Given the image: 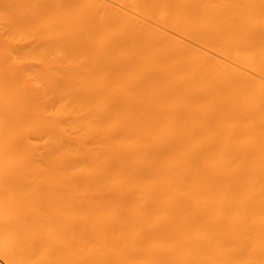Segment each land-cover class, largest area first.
<instances>
[{"label":"bare ground","instance_id":"6f19581e","mask_svg":"<svg viewBox=\"0 0 264 264\" xmlns=\"http://www.w3.org/2000/svg\"><path fill=\"white\" fill-rule=\"evenodd\" d=\"M216 2L0 0V264H264V0Z\"/></svg>","mask_w":264,"mask_h":264},{"label":"rangeland","instance_id":"374dc122","mask_svg":"<svg viewBox=\"0 0 264 264\" xmlns=\"http://www.w3.org/2000/svg\"><path fill=\"white\" fill-rule=\"evenodd\" d=\"M216 1L218 2V0H215V2H216ZM222 1H228V0H222ZM222 1L220 0V2H222ZM217 2H216V5H217V6H218V5L221 6V5H223V4L225 3V2H222L223 4H221L220 2H218V3H217ZM224 5H225V4H224ZM156 10H157V9H156ZM149 12H150V11H149ZM151 12H152V11H151ZM155 12H156V11H155ZM157 12H158V10H157ZM159 12H160V10H159ZM151 14H152V13H151Z\"/></svg>","mask_w":264,"mask_h":264}]
</instances>
